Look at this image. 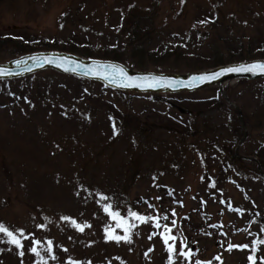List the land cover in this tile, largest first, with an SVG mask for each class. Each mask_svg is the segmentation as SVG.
Here are the masks:
<instances>
[{
	"label": "rangeland",
	"instance_id": "rangeland-1",
	"mask_svg": "<svg viewBox=\"0 0 264 264\" xmlns=\"http://www.w3.org/2000/svg\"><path fill=\"white\" fill-rule=\"evenodd\" d=\"M0 34L185 75L257 55L264 0H0ZM240 80L186 109L54 71L0 82V225L22 245L0 233V264H264V81Z\"/></svg>",
	"mask_w": 264,
	"mask_h": 264
},
{
	"label": "water",
	"instance_id": "water-1",
	"mask_svg": "<svg viewBox=\"0 0 264 264\" xmlns=\"http://www.w3.org/2000/svg\"><path fill=\"white\" fill-rule=\"evenodd\" d=\"M253 65L260 67L251 71H230V69H248ZM44 71H55L62 75L102 83L107 88L117 91L178 94L197 92L232 79H264V59L222 65L182 75L136 71L120 62L87 59L63 52H39L0 64V72L6 73L0 76V79H21Z\"/></svg>",
	"mask_w": 264,
	"mask_h": 264
},
{
	"label": "trees",
	"instance_id": "trees-1",
	"mask_svg": "<svg viewBox=\"0 0 264 264\" xmlns=\"http://www.w3.org/2000/svg\"><path fill=\"white\" fill-rule=\"evenodd\" d=\"M39 41H32L29 39H14L10 36H5V35H1L0 34V49L4 48V47H12L16 50L15 54H18V56H24V55H28V54H32V53H38V52H43V51H49V52H63V53H69V54H73V55H77V56H81V57H85L88 59H100V60H108V61H115V62H120L126 66L131 67L133 64L129 62V59L126 58H121L118 56L117 51L115 49H112L111 51H105V55L103 56H94L91 53H83L81 51V49L75 45H67V44H62V45H58V44H52L49 41L44 40L42 43ZM249 47H245L244 43H240L239 45H229L226 48V53L221 50L222 54H226V57L220 56L219 58L214 57L212 61H210L211 63L209 65H207L206 67L200 68V70L202 69L203 71L207 70V69H211V68H216L222 65H230V64H234V63H239V62H243V61H249L252 60L251 57H258L259 59H264V46L260 48L259 53H257V55H254V52L252 50H250ZM176 48H174V50H176ZM171 52V50H170ZM168 50L164 51L161 54H158L157 52H154L152 60H156L158 56H160V58L167 56ZM152 56V55H151ZM206 58V60H208L210 57H204ZM199 60V59H198ZM133 67V66H132ZM136 68L139 69V71L142 72H147V69L144 67H137ZM194 72V71H191ZM43 73V72H40ZM37 73V74H40ZM57 73V72H55ZM190 73V72H188ZM37 74L31 75V76H35ZM59 74V73H57ZM25 77V78H29ZM24 79V78H22ZM17 80H21V79H13V80H1L0 82L2 83H6V82H14ZM84 80V79H83ZM264 81V79H260V80H251V79H241L240 82L243 83H248V84H256L259 81ZM107 88V87H105ZM123 92V91H122ZM124 94H128V92H123ZM131 94V93H130ZM137 95H141V96H151L153 98L156 99H161L164 98L165 94H166V99H168V102L173 103L174 105H177L181 108L186 109L187 108V103L190 102L188 100H184V98H182L184 96V94H192V93H178V94H171V93H158V94H142V93H135ZM193 103V101H191ZM218 102V101H217ZM239 131L240 133H242V129L241 127H239ZM232 158L234 160L237 159V155H235V153L232 151Z\"/></svg>",
	"mask_w": 264,
	"mask_h": 264
},
{
	"label": "snow or ice",
	"instance_id": "snow-or-ice-1",
	"mask_svg": "<svg viewBox=\"0 0 264 264\" xmlns=\"http://www.w3.org/2000/svg\"><path fill=\"white\" fill-rule=\"evenodd\" d=\"M257 67H260L259 65H253L251 68H248V69H230V71H251ZM6 75V73L4 72H0V76H4ZM109 209L108 208H105V211H108ZM111 214V213H110ZM133 217L137 220H140L141 222H146V219H150V218H145V217H142V216H138L136 215L135 213H132ZM173 215H175V213H173ZM113 219H117V216L116 215H113ZM166 219V217H165ZM125 222L124 221H120V223L118 224V226H121L123 225ZM173 223H175V221H173ZM73 224L75 225V222L73 221ZM80 231H83L84 229L82 227H80L79 225H75ZM158 226V225H157ZM127 231V229H125ZM0 233H4L5 235H7L9 238H10V242L15 244L17 247H22L21 243H20V240L16 239L14 236H13V233L11 231H8L7 228L3 227L2 225H0ZM21 235H23V233L21 232ZM108 238L110 240H116L117 242H119L121 239H124L126 242H130V238L125 236V237H119V236H114L112 234V232H109L108 233ZM175 237L174 236H166L164 237V242L165 244L168 243L169 240H174ZM264 243V242H262ZM49 245H51V242H49ZM51 250V248H49V251ZM31 251L33 253H36V248H32ZM168 251L171 253L174 251V249L170 246L168 248ZM38 254V253H37ZM21 255H23V253L21 252ZM217 259H219V257H217ZM249 260L252 261V264H255V260H254V257L250 256L249 257Z\"/></svg>",
	"mask_w": 264,
	"mask_h": 264
}]
</instances>
